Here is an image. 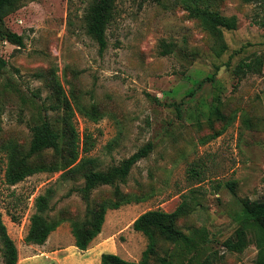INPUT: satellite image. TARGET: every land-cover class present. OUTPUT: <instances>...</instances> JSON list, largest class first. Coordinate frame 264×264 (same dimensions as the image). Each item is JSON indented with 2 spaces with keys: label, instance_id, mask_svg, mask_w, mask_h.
<instances>
[{
  "label": "rangeland",
  "instance_id": "1",
  "mask_svg": "<svg viewBox=\"0 0 264 264\" xmlns=\"http://www.w3.org/2000/svg\"><path fill=\"white\" fill-rule=\"evenodd\" d=\"M92 3L20 0L4 19L3 29L24 39L23 47L0 42L6 61L0 74V215L17 249L16 264H47L35 259L41 245H28L24 238L35 198L48 188L53 192L46 214L64 220L57 236L50 233L52 247L67 249L55 264H81L84 257L69 246L74 240L70 222L83 218L85 204L76 193L66 196L80 179L63 180L64 171H58L36 173L12 186L5 182L2 147L12 143L25 152L33 123L47 119L61 131L65 117L76 132L91 135L94 146L87 156L101 170L153 145L119 183L122 194L142 200L105 214L99 241L106 252L139 261L147 241L132 229L134 220L151 210L171 213L185 199L188 212L176 219V227L186 234L193 228L206 233L204 243L195 242L196 248L184 256L186 264L192 255L191 264H197L209 253L216 255L213 264H254L251 234L241 253L227 252L221 243L239 225L240 199L264 200V26L258 25L264 21V5L115 0L106 49L99 53L87 33ZM195 4L237 19L235 30L223 32L226 50L219 57L217 44L189 15L188 7ZM254 57L262 58L258 72L236 69ZM216 107L220 116L214 114ZM33 162L60 165V157L47 150ZM191 168L196 170L193 178ZM113 194L112 187H100L91 200L113 199ZM172 248L159 242L156 256ZM94 256L87 264H96ZM150 264L157 263L152 259Z\"/></svg>",
  "mask_w": 264,
  "mask_h": 264
},
{
  "label": "trees",
  "instance_id": "2",
  "mask_svg": "<svg viewBox=\"0 0 264 264\" xmlns=\"http://www.w3.org/2000/svg\"><path fill=\"white\" fill-rule=\"evenodd\" d=\"M20 0H0V42H7L11 45L23 47V37L12 31L4 30V19L13 11ZM159 2V0H155ZM245 3H257L263 6L264 0H242ZM115 0H93L87 14V33L96 41L99 53L106 49V28L112 16ZM189 15L195 18L200 26L217 44L215 54L219 57L226 50L224 42V31H232L237 27L235 16H224L218 11L207 7H199L195 4L188 7ZM258 25L264 26V21H259ZM166 49V52H170ZM262 65L261 57H254L241 62L237 70L242 73L258 72ZM6 67V61L0 56V74ZM207 79H212L208 77ZM214 114L220 116L218 108ZM64 127L58 131L44 119L33 123L30 126V142L25 152L18 151L12 143L2 147L5 153L6 170L5 182L12 186L25 178L36 173H53L64 171L60 178L63 180L80 179L81 184L71 187L66 196L73 193L79 195L85 204V212L82 219L70 222L71 235L74 239V246L80 250H87L92 240L97 237L102 229L107 210H115L122 205L137 203L142 198L135 195L122 194L119 183H124L132 167L146 158L153 149L151 143H147L118 165L111 166L105 170L99 169V164L95 158L88 157L87 154L94 146V140L90 134L76 132L70 119H63ZM50 150L54 156L60 157L59 164L35 163L34 158ZM65 151V156H63ZM196 170L190 169V176L193 178ZM112 187L115 198L104 199L100 202L91 200L92 192L100 187ZM228 186L230 184L228 183ZM53 190L48 188L43 194L38 195L34 201V213L29 219V229L24 238L28 245H43L50 233H52L63 220L51 219L46 212L50 210V200ZM242 207L239 225L232 236L226 238L221 246L230 253H241L248 246V234L252 235V241L256 248V258L254 264H264V200L240 199ZM188 202L184 199L178 207L171 213L162 210H151L141 214L132 223V229L141 233L147 241L146 248L141 253L139 261H127L116 254L103 253L100 256V264H150L154 259L157 264H186L184 256L196 248V243H204L206 233L204 230L191 229L188 234L176 227L175 221L178 217L184 216L188 212ZM159 242L173 245L172 250L163 257L156 256ZM196 242V243H195ZM0 251L2 254V264L17 263V249L8 236L6 228L1 221L0 215ZM194 258L192 255L191 259ZM216 255L209 253L197 264H213ZM54 264V263H52Z\"/></svg>",
  "mask_w": 264,
  "mask_h": 264
},
{
  "label": "crops",
  "instance_id": "3",
  "mask_svg": "<svg viewBox=\"0 0 264 264\" xmlns=\"http://www.w3.org/2000/svg\"><path fill=\"white\" fill-rule=\"evenodd\" d=\"M58 234V230L56 229V231H53L51 234ZM51 234L49 235L47 241L41 245L40 247V254H37L35 257V259L40 260V263L43 262H47V264H52L57 261L59 262V259L57 258V256H64L65 255V251H67L66 248L63 249H53L52 247V242H53V238L51 237ZM103 233L102 231L100 232V234L96 237V241L94 242V245L92 247H90L89 249L85 250V251H80L78 250L75 246H74V240H73V244L71 246H69V248L72 250L74 249L75 251L78 250L79 252L83 253V259H81L80 263L81 264H87L88 262H90L91 258L96 256V264H100V256L103 253H111L110 251L106 252L105 249V244H103V242H100L101 239L103 238ZM100 240V241H99ZM37 261V260H36ZM72 264H78V263H72Z\"/></svg>",
  "mask_w": 264,
  "mask_h": 264
}]
</instances>
